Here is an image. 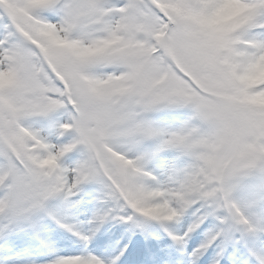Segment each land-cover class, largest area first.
<instances>
[{"label":"snow or ice","instance_id":"6c2138e0","mask_svg":"<svg viewBox=\"0 0 264 264\" xmlns=\"http://www.w3.org/2000/svg\"><path fill=\"white\" fill-rule=\"evenodd\" d=\"M0 264H264V0H0Z\"/></svg>","mask_w":264,"mask_h":264}]
</instances>
